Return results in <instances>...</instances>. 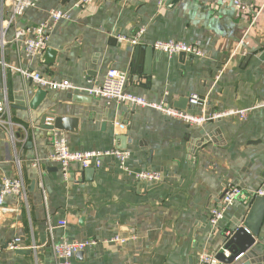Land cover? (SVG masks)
<instances>
[{
  "label": "crops",
  "instance_id": "0c3cea01",
  "mask_svg": "<svg viewBox=\"0 0 264 264\" xmlns=\"http://www.w3.org/2000/svg\"><path fill=\"white\" fill-rule=\"evenodd\" d=\"M76 1L37 0L17 23L36 25L51 9H70L71 19L60 23L49 41L58 51L54 63L17 46L15 26L7 32L10 42L0 59L82 86L101 83L111 68L123 69L126 89L150 101L194 113L248 109V116L227 115L195 126L155 107L51 89L32 108L39 87L0 65V98L8 100L6 118L13 124L12 129L0 125V177H22L27 186V199L6 198L0 264H56L50 244L64 238L97 240L74 257V264H200L201 253L221 252L227 229L238 228L260 196L255 191L264 189V0L239 5L93 0L73 8ZM9 16V6L0 0V23ZM143 27L141 43L133 48L118 40L120 35L133 38ZM160 39L198 43L203 54L169 56L152 47ZM192 93L208 99L205 108L189 103ZM45 115L78 118V131H60L70 148L127 150L126 167L105 156L85 169L73 164L72 180L66 182L49 160ZM36 158L40 168L33 164ZM145 169L161 172L163 180L140 182L134 172ZM231 183L246 194L226 207L214 228L210 210ZM60 220L68 224L59 226ZM117 234L130 239L106 241ZM16 236L25 247L11 250L7 245ZM256 239L250 262L264 264V219ZM33 244L39 248L32 249Z\"/></svg>",
  "mask_w": 264,
  "mask_h": 264
},
{
  "label": "built area",
  "instance_id": "2783aa9c",
  "mask_svg": "<svg viewBox=\"0 0 264 264\" xmlns=\"http://www.w3.org/2000/svg\"><path fill=\"white\" fill-rule=\"evenodd\" d=\"M93 0H78L74 3L73 8H85ZM167 0H160V4H164ZM5 3L10 8V16L6 19L2 18L0 23V51L3 52L6 45L10 42L7 38V32L15 26V35L13 41L17 46H22L24 52L28 56L43 58L46 49L49 47V41L55 28L65 20L71 19L70 9L58 8L51 9L48 12V17L39 22L36 25L30 26H17L19 19L25 14V12L36 7L37 0H5ZM215 5L223 4H241L242 0H214ZM145 32V28H141L133 38H129L123 35L118 36V40L129 43V47L133 48L135 45L141 43V37ZM152 47L157 51L166 53L169 56L177 55L180 53H187L195 56L203 54V50L198 43L181 41V40H156L153 42ZM0 65L4 68L12 67L13 70L19 72L26 80H31L39 87L51 90H69L74 93L88 94L92 97L105 98L108 100H115L121 103H127L131 105L151 106L161 110L168 116L182 120L189 125L203 126L207 121L220 118L227 115L239 114L243 118H247L248 109H229V110H216L208 113L203 110L201 113H194L188 110L180 109L178 107L169 106L163 100L160 102L150 101L143 96H139L129 92L126 89L128 83V72L123 69L111 68L107 71L103 81L101 83H94L88 86H82L75 84L69 79L57 80L47 75L42 74L40 71L31 70L21 66H13L6 64L3 58L0 59ZM188 101L190 104L205 108L208 99L201 96L199 93H192ZM9 113V103L5 98H0V125L3 127L8 126L12 129V121L6 118V114ZM46 123L52 125L54 123L53 117H47ZM52 152L49 154V160L60 167L63 178L66 182L72 180L71 167L73 164L81 166L82 169L88 168L93 163L99 165L101 158L105 156H114L120 164L126 167V161L129 156L127 150L121 148H114L102 153L96 150H72L68 144V139L59 130L50 129L49 140ZM34 166L40 168L41 161L36 158ZM134 176L140 182L148 184L153 182H159L163 180V174L158 171L145 169L134 172ZM40 185L45 190L44 182L41 179ZM246 194L245 189L237 184H228L223 196L218 205L211 208L209 213V222L212 227L217 228L224 218L225 209L230 204L241 199ZM10 195L19 196L21 199H27V186L22 177L10 178L0 177V224L3 221L5 212L9 209L6 206V198ZM255 195L264 196V189L258 188L255 191ZM67 220H60L59 226H66ZM48 229L52 234L54 225L52 219L48 216ZM236 230V229H235ZM235 230L227 229L226 239L229 238ZM130 238L122 237L119 234L112 237L111 240L120 243H125ZM97 240L95 239H70L64 238L61 241H52L50 244L51 251L53 252L56 264H74L73 259L81 251L95 245ZM8 248L11 250H18L24 248L22 238L20 236L14 237L8 243ZM32 249L37 250L39 246L33 244ZM226 256L230 255V251L222 247V250ZM217 253L203 252L199 255L200 264H220L217 257Z\"/></svg>",
  "mask_w": 264,
  "mask_h": 264
},
{
  "label": "water",
  "instance_id": "95a60500",
  "mask_svg": "<svg viewBox=\"0 0 264 264\" xmlns=\"http://www.w3.org/2000/svg\"><path fill=\"white\" fill-rule=\"evenodd\" d=\"M179 0H167V5L177 3ZM58 51L54 48L48 47L44 53V59L47 63L52 64L56 60ZM180 56H187V53H180ZM146 74L149 71L145 72ZM150 74V73H149ZM48 91L39 89L31 100L30 106L37 108L46 98ZM43 118V123L47 129H56L59 131H78V118L71 116H54V123L52 125L45 124L46 118ZM95 169L94 167H90ZM91 171V170H90ZM264 219V196L256 197L250 206L248 213L240 223L234 233L226 239L225 248L230 251V255L226 256L223 251L219 252L217 257L220 263L224 264H251L250 254L257 246L256 236L259 235L261 225ZM23 251V250H22ZM30 251V250H28ZM27 251V252H28ZM83 251L79 252L77 256H82Z\"/></svg>",
  "mask_w": 264,
  "mask_h": 264
},
{
  "label": "rangeland",
  "instance_id": "374dc122",
  "mask_svg": "<svg viewBox=\"0 0 264 264\" xmlns=\"http://www.w3.org/2000/svg\"><path fill=\"white\" fill-rule=\"evenodd\" d=\"M156 50V49H155ZM39 87V86H38ZM39 89H44V90H47V91H49V89H45V88H42V87H39Z\"/></svg>",
  "mask_w": 264,
  "mask_h": 264
}]
</instances>
